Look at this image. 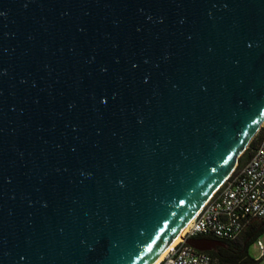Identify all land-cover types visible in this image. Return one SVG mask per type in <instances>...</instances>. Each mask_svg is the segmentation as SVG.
<instances>
[{"label": "water", "instance_id": "water-1", "mask_svg": "<svg viewBox=\"0 0 264 264\" xmlns=\"http://www.w3.org/2000/svg\"><path fill=\"white\" fill-rule=\"evenodd\" d=\"M263 125L264 0H0V264H155Z\"/></svg>", "mask_w": 264, "mask_h": 264}, {"label": "built area", "instance_id": "built-area-1", "mask_svg": "<svg viewBox=\"0 0 264 264\" xmlns=\"http://www.w3.org/2000/svg\"><path fill=\"white\" fill-rule=\"evenodd\" d=\"M258 136L250 157L237 165L159 264H214L209 253L195 250L187 240L211 237L233 242L253 220L264 221V125ZM257 244L263 259L264 245L261 241Z\"/></svg>", "mask_w": 264, "mask_h": 264}, {"label": "trees", "instance_id": "trees-1", "mask_svg": "<svg viewBox=\"0 0 264 264\" xmlns=\"http://www.w3.org/2000/svg\"><path fill=\"white\" fill-rule=\"evenodd\" d=\"M259 140L260 136L252 141L246 152L240 157L239 165L250 157L252 149H254ZM263 233L264 221L253 220L239 239L233 242L222 241L225 245L224 247H219L217 250L207 253L212 256L214 264H264V258L255 260L248 252L249 247Z\"/></svg>", "mask_w": 264, "mask_h": 264}, {"label": "rangeland", "instance_id": "rangeland-1", "mask_svg": "<svg viewBox=\"0 0 264 264\" xmlns=\"http://www.w3.org/2000/svg\"><path fill=\"white\" fill-rule=\"evenodd\" d=\"M256 139V138H255ZM239 164V162H238ZM261 241L262 244L264 245V233L257 239V241H255L250 247H249V255L255 259V260H259L261 259L262 256V251L260 250L257 242Z\"/></svg>", "mask_w": 264, "mask_h": 264}, {"label": "bare ground", "instance_id": "bare-ground-1", "mask_svg": "<svg viewBox=\"0 0 264 264\" xmlns=\"http://www.w3.org/2000/svg\"><path fill=\"white\" fill-rule=\"evenodd\" d=\"M187 229V228H186ZM186 229L181 233V235L176 239V241L172 244V246L171 247H173V246H175L180 240H181V238L184 236V233H185V231H186ZM170 247V248H171ZM169 248V249H170ZM168 249V250H169ZM168 250L159 258V260L155 263V264H159L162 260H163V258L165 257V255L167 254V252H168Z\"/></svg>", "mask_w": 264, "mask_h": 264}]
</instances>
